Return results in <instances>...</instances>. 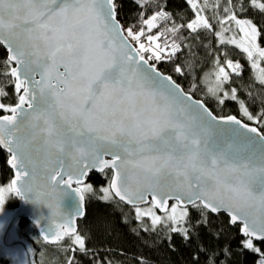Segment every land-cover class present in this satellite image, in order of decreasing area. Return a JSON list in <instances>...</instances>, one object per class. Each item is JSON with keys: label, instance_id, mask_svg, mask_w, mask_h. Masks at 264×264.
<instances>
[{"label": "snow or ice", "instance_id": "6c2138e0", "mask_svg": "<svg viewBox=\"0 0 264 264\" xmlns=\"http://www.w3.org/2000/svg\"><path fill=\"white\" fill-rule=\"evenodd\" d=\"M136 2L143 6L156 0ZM186 2L195 18L186 25L173 21L153 35L159 21H171L170 13L156 11L147 19L141 13L134 31L135 25L125 28L117 18L116 0H0V46L8 53L0 76L11 77L4 84L14 85L17 96L15 105L0 102V110L10 113L0 115V149L10 154L8 163L15 169L10 183L0 187V209L10 194L28 198L24 181L33 172L34 156L53 157L50 182L65 194L74 193L78 207L71 215L61 208L41 237L54 244L70 238L71 251L78 248L91 264H112L87 249L76 227L77 218L85 215L86 194L96 197L93 185L85 182L93 171L107 180L97 198L132 206L145 231L148 217L152 231L163 224L169 239L171 234L188 239V206L201 213L197 225L207 224L209 213H224L230 224L241 225L243 248L259 254L257 264H264V251L253 242L264 241V134L235 115L215 116L158 68L161 62L174 63L183 42L194 34L199 40L198 30L211 33L212 24L203 15L208 0L203 5ZM212 7L218 9L219 0ZM236 7L247 11L242 0ZM249 7L264 12V0H250ZM224 13L214 35L220 44L236 45L247 54L264 86L260 31L251 20L237 18L232 0ZM228 21L239 26V40L225 37ZM183 28L190 30L188 37ZM226 63L240 75L239 63ZM214 66L203 81L207 94L220 105L236 102L248 121L264 123V108L253 115L236 87L224 88L230 75L218 56ZM173 71L184 74L180 64ZM6 95L0 84V97ZM105 169L112 170L110 178ZM148 197L150 207L141 208ZM169 200L175 201L170 208ZM68 264L78 262L70 256ZM141 264L146 262L141 259ZM209 264H214L212 257Z\"/></svg>", "mask_w": 264, "mask_h": 264}, {"label": "trees", "instance_id": "16d2710c", "mask_svg": "<svg viewBox=\"0 0 264 264\" xmlns=\"http://www.w3.org/2000/svg\"><path fill=\"white\" fill-rule=\"evenodd\" d=\"M116 2L118 19L125 28L135 25L134 30H139L141 13L144 19L160 10L170 13L171 21L167 25L161 21L160 27L150 33L153 35L166 26L171 27L173 21L176 24L186 25L195 18V13L186 0H156L155 3L143 6L136 0H116ZM242 2L247 11L238 10L236 7L238 0H232V9L237 18L249 19L257 25L261 33L258 37V45L264 48V12L249 7L250 0H242ZM227 4L228 0H219V8L213 9L217 16L213 19L210 16L212 24L210 34L205 35L203 30H198L199 40L195 39L194 34L193 38L183 42L182 51L177 54L174 63L161 62L158 68L165 74L171 75L186 92L203 100L217 116L236 115L245 122L258 126L264 134V123L256 124L248 121L242 116L236 102L226 101L225 104L220 105L216 99L207 94L204 88L203 77L213 67L217 56L219 63L223 64L231 59L241 63L242 70L239 76L230 74L228 89L231 87L238 89L239 98L246 101L253 115L264 108V86L255 78L256 74L251 61L247 59V54L235 45L220 44L218 37L214 35L220 28L218 19L224 17V7ZM181 32L185 37L190 35V30L186 28H183ZM184 44L191 45V49L184 47ZM6 59L7 51L0 46V69L4 68L3 61ZM188 63L192 65L191 68L187 66ZM176 64L184 68L183 75L173 71ZM8 79L11 77L0 76V84H3L7 93L5 97H0V100L5 105H15L17 96L14 85L4 84V81ZM5 113L7 112L0 110V115ZM7 160V153L0 149V185L10 183L13 177ZM105 173L110 178L112 171L106 170ZM89 183L95 188L96 197L86 195V215L79 221L78 232L86 237L87 249L98 253L102 259L107 257L112 264H141V259L146 264H209L210 257L214 264H257L260 259L259 254L243 248L242 241L246 238L239 231L240 225H231L230 219L223 213L217 215L209 213L207 224L197 225V221L201 219V213L196 208L188 207V221L192 227L189 238L184 239L181 234H171L169 239V232L163 224L157 225L156 230L152 231L151 222L146 218L143 223L149 230L145 231L144 228L139 227L141 222L134 219L133 208L119 200L103 201L97 198L101 195L99 189L107 183L105 175L93 173L89 177ZM13 203V209H15L19 198L14 196ZM17 229L21 239L28 244L31 251L35 248L37 252L44 253L45 258L42 259L45 264H68L70 256L78 264H91L88 257L79 253L78 248L75 253L71 251L73 246L69 241L70 238H65L57 245L47 244L27 220H23ZM255 244L264 251V241L255 242ZM225 248L229 253L227 255ZM0 264H11V262L6 257H0Z\"/></svg>", "mask_w": 264, "mask_h": 264}, {"label": "water", "instance_id": "95a60500", "mask_svg": "<svg viewBox=\"0 0 264 264\" xmlns=\"http://www.w3.org/2000/svg\"><path fill=\"white\" fill-rule=\"evenodd\" d=\"M117 18H118V15H117ZM7 55H8V53H7ZM12 66H15V63L14 62L12 64ZM60 71H63V68L62 67H61ZM166 75H169V74H166ZM33 78L36 79V80H39L40 79V75L39 74H36ZM193 98L194 99H197L194 96H193ZM198 100H201V99H198ZM204 104L206 105L205 102H204ZM207 108L210 111H212L208 106H207ZM212 113L215 116H217L213 111H212ZM2 115H10V113L7 112V113L2 114ZM217 117H221V116H217ZM237 118L238 119H241L239 117H237ZM242 121L244 123H247L244 120H242ZM248 124L250 126L258 127L255 124H251V123H248ZM259 131H260L261 134H263V132L260 130V128H259ZM1 150H3L5 153H7L6 150H4V149H1ZM7 154H8V160H9L10 154L9 153H7ZM8 160H7V164H8L9 168L12 171V174H13V177L12 178H14L15 169H12L11 165L8 163ZM106 170H111V169H105V171ZM93 173L101 174V173L96 172V171L91 172L89 174V176L86 178V181H85L86 183L88 182L89 177ZM163 179H167V177H162V180ZM73 186H75V185H73ZM18 198H19L18 206L15 209H13V211L11 212L9 218L7 219V224H6V227H5V231H4L3 236H2V243L6 247H9V248L10 247H15V246L21 247V249L23 250V254H24L25 264H37L36 261H35V258L33 256V253L31 251V248L28 246V244L23 239H21V238H12V234L16 230V228L21 225V223H22L23 220H27L29 223H31L35 227V229L37 230V232L39 233V235L41 237V231L47 232L49 230V228L52 227V225L50 223V220L48 218V210L46 208H44L42 205L40 207H37L36 205H34L27 198L22 199L19 196H18ZM150 200H151V197H148V201L146 203H144V204H141L140 207L145 206V205H149L150 204ZM120 202H122V201H120ZM174 202H175L174 200H169V208L171 207L172 203H174ZM122 203L125 204L126 206H129V207L132 208V206H130V205L124 203V202H122ZM77 207H78V200H77L75 194L72 193L69 190L62 197V209H63L64 212H66L67 214L71 215V214H73L76 211ZM188 207H191V206H188ZM83 210H84L85 215H86V199H85V202H84V208H83ZM156 210L159 213L164 214L162 210H160V209H156ZM85 215L83 217H78L77 218L76 227H77V230L78 231H79V221L82 220L85 217ZM214 215H217V214H214ZM225 215L228 216L227 214H225ZM228 218H229V216H228ZM237 225H239V224H237ZM241 235L244 237V235L242 233H241ZM244 238H246V237H244ZM254 242L259 243V242H262V241L254 240ZM45 243L50 244V245H57L58 244V243H55L54 244V243H48V242H45Z\"/></svg>", "mask_w": 264, "mask_h": 264}, {"label": "rangeland", "instance_id": "374dc122", "mask_svg": "<svg viewBox=\"0 0 264 264\" xmlns=\"http://www.w3.org/2000/svg\"><path fill=\"white\" fill-rule=\"evenodd\" d=\"M197 3L198 4H201L203 5L204 3V0H197ZM213 0H208V7L205 8L204 12H203V15H205L208 19H209V22H210V16H212V19L215 18L217 16V13L216 12H213ZM225 16V15H224ZM238 19H241V18H238ZM249 20V19H248ZM160 24H161V21L158 22V27H160ZM255 24V23H254ZM256 25V24H255ZM257 26V25H256ZM157 27V28H158ZM224 27H227L229 30L227 32L224 33L225 37L226 38H236L237 40H239L241 37H242V33H240L239 31V26H237L235 24L234 21H228ZM258 28V27H257ZM147 30V29H146ZM155 29H152L151 33L154 32ZM220 30V28H219ZM218 30V31H219ZM135 31V30H134ZM144 38H142L143 40ZM257 43H258V38H257ZM236 46V45H235ZM263 48V47H261ZM234 63H239V62H235L233 61ZM259 67L261 68H264V60H259ZM241 65V63H239ZM251 64H252V61H251ZM221 66H224L225 67V70L227 72H229V75L232 73L231 72V69H229L227 67V63L223 64V63H220ZM254 69V68H253ZM242 70V65H241V69H240V72ZM215 71V66L213 65L212 68H210V70H208L205 74H209V73H214ZM255 71V74H257V69H254ZM204 78H205V75L203 77V81H204ZM214 75L211 76V79H214ZM259 81V80H258ZM204 84V88L207 92V87L208 85ZM224 88L226 90H230L228 89L227 87V83L224 85ZM210 95V94H209ZM1 102V100H0ZM8 155V154H7ZM89 183V180L88 182ZM7 184H1L0 187H6ZM94 191H95V188L93 187ZM87 195V194H86ZM102 195V193H101ZM14 196L18 198V196H16L15 194H10L9 195V198L6 199L4 205L2 206V209H0V257H6L10 260L11 264H25V260H24V254H23V250L21 249V247L19 246H15V247H6L3 243H2V236H3V233L5 231V227H6V224H7V219L9 218L11 212L13 211V199H14ZM175 203V202H174ZM173 204V203H172ZM150 207V204L149 205H145V206H142L141 208H148ZM156 211V214L157 215H161L163 216L164 214H161L159 213L157 210ZM188 211H189V208H188ZM135 213V212H134ZM148 217H145L144 219H146ZM149 221H150V218H148ZM12 238H21L20 235H19V232H18V229L16 228V230L13 232L12 234ZM70 243H71V239H69ZM254 242V241H253ZM254 246H256L255 242H254ZM32 253H33V256L35 258V261L37 264H42L44 263L43 262V259L45 258L44 256V253H39L35 250V248L32 249ZM43 258V259H42ZM50 259V258H49ZM42 262H40V261ZM45 264V263H44Z\"/></svg>", "mask_w": 264, "mask_h": 264}, {"label": "clouds", "instance_id": "9594fccd", "mask_svg": "<svg viewBox=\"0 0 264 264\" xmlns=\"http://www.w3.org/2000/svg\"><path fill=\"white\" fill-rule=\"evenodd\" d=\"M43 154L34 156L31 160L33 172L25 178L24 187L28 198L34 205H41L48 210V218H52L62 208V197L64 192L50 182V160Z\"/></svg>", "mask_w": 264, "mask_h": 264}]
</instances>
